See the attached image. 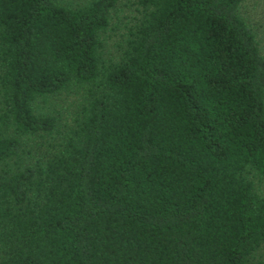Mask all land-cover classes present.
<instances>
[{
  "label": "trees",
  "instance_id": "trees-1",
  "mask_svg": "<svg viewBox=\"0 0 264 264\" xmlns=\"http://www.w3.org/2000/svg\"><path fill=\"white\" fill-rule=\"evenodd\" d=\"M240 1L0 0V264H264Z\"/></svg>",
  "mask_w": 264,
  "mask_h": 264
},
{
  "label": "rangeland",
  "instance_id": "rangeland-1",
  "mask_svg": "<svg viewBox=\"0 0 264 264\" xmlns=\"http://www.w3.org/2000/svg\"><path fill=\"white\" fill-rule=\"evenodd\" d=\"M130 1L131 0H117L116 6L118 8L120 7L121 11L119 14L121 16H124V14L128 13L131 14V8L133 7L131 4L133 2L131 3ZM239 13L252 28L259 46V51L264 56V0H241L239 3ZM125 18V21L127 22L128 17ZM123 22L124 17H122L121 21L115 25V28L117 29L112 32L113 35H110L111 37L108 39L109 46L111 44V40L116 38V31L123 29ZM70 99V96L64 97L63 99V95L61 94L60 97L53 98V103H61L68 108V102ZM254 182L257 192L261 195H264V178L259 180L255 179ZM262 251L264 252V248Z\"/></svg>",
  "mask_w": 264,
  "mask_h": 264
}]
</instances>
